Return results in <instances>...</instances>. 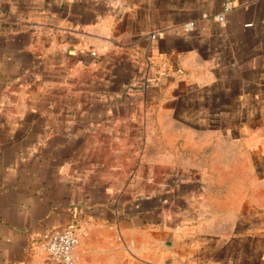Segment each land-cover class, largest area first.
Instances as JSON below:
<instances>
[{
    "label": "crops",
    "instance_id": "1",
    "mask_svg": "<svg viewBox=\"0 0 264 264\" xmlns=\"http://www.w3.org/2000/svg\"><path fill=\"white\" fill-rule=\"evenodd\" d=\"M69 224L73 264H264V0H0V264Z\"/></svg>",
    "mask_w": 264,
    "mask_h": 264
},
{
    "label": "built area",
    "instance_id": "2",
    "mask_svg": "<svg viewBox=\"0 0 264 264\" xmlns=\"http://www.w3.org/2000/svg\"><path fill=\"white\" fill-rule=\"evenodd\" d=\"M228 2L223 5L222 12L218 14V18L222 19L223 12L227 8ZM94 55V51L90 52ZM80 237L78 227L69 224L62 229L44 231L40 235L41 245L46 254L58 262L59 264H73L74 248L77 245Z\"/></svg>",
    "mask_w": 264,
    "mask_h": 264
}]
</instances>
